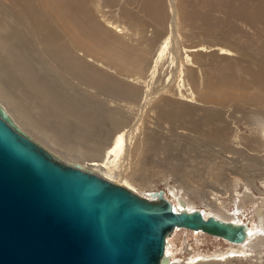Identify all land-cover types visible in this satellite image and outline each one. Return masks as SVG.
Wrapping results in <instances>:
<instances>
[{
	"label": "bare ground",
	"instance_id": "6f19581e",
	"mask_svg": "<svg viewBox=\"0 0 264 264\" xmlns=\"http://www.w3.org/2000/svg\"><path fill=\"white\" fill-rule=\"evenodd\" d=\"M127 1L133 2L132 0ZM127 1L126 3H128ZM169 1L168 6H166V22L164 20L165 10H163L159 0H136L134 2H137L139 12L129 10V6L126 5L117 14L119 20H122L121 25H118L120 22L115 21L111 24L114 20L111 19L112 16L109 18L108 14H100L98 16L99 22L107 21L108 23L111 19L112 22H109L107 27L102 23V26L98 23L95 18L96 14L94 16V11L92 12L94 7L91 10L89 0H0V96L9 106L10 112L16 118L21 119L27 128L38 133L46 144L64 148L68 153L75 151V154H79L80 159L83 158L87 162L84 166L91 170L83 168L79 164L71 163L72 165H78L81 169L90 171L109 181L101 173L102 171H105V173L117 171V162L120 160L123 148L129 139L127 133L125 134L124 129L118 130L119 132L110 140L109 147L101 148L92 130L97 123L107 118V114L99 111L97 109L99 105L83 96L81 91H74V88L72 91L69 87L70 83L68 84V81L63 77L64 74H73L71 79L74 82L88 88H94L97 93L102 91L104 82H107L110 88L109 91H106L107 93H111L113 90L121 98L136 99L139 94L138 89L128 87L129 90H125L123 84L120 88V84L113 80V77L110 78L108 74L103 73L104 70L102 72L97 66L91 65L89 62L95 61L97 55L98 58H107L104 55L109 50L110 53H114L117 63H125L128 66L127 68H120L117 66L118 63L115 66L116 69L114 68L115 71L121 73L126 70L129 72L134 70L136 72L137 67L134 64L139 68L141 67L142 50L132 49V46L129 47L123 43L120 44L116 33H122L125 30L123 23L141 34L149 27H153V38L146 40L145 45H153L157 40L158 44L150 59L146 77L152 81L153 78L158 76L160 70L162 72L163 67L167 65V74L163 78L162 86L156 89L155 91L158 92L155 93H159V91L172 92L169 90L170 85L182 74L179 70L180 66L183 67V63L188 58L179 43L181 40L180 30L198 29L205 39V43L217 42L211 46L220 45L221 48H228L232 51L235 49V53L240 58H245L244 60L248 61H243V65H240L242 62L239 63L238 60L232 61L227 58H222L217 62L212 54L205 56L201 53H195L192 60L197 61L198 67L201 68L202 78L199 80L197 77L192 76L190 80L192 88L190 98L193 97L195 101H199L204 105L212 104L216 106V109H209L208 106H203V108L193 106V104H190L189 99L176 98L173 100L161 97L152 106L157 115V120H165V122H170V125L179 124L182 127H187L188 131L195 133L194 137H197V140L219 144V146H223L222 149L226 152L238 153L243 151L246 157L248 156L247 161L251 166H254L256 162L260 165L261 161L264 160V118L260 116L250 117L253 121H248L249 133L245 136H238L236 130L225 119L222 110L227 105L232 104L233 106H242L240 109H242L243 115L249 113L259 115L257 113L264 111V60L251 58L245 53L246 50L244 52L237 44L229 42L226 35L217 33L216 26L212 23L209 14L188 7L182 9L180 2V5L175 7L173 1ZM255 2L257 7H264V0L263 2H258V0ZM102 6L110 7V0H102ZM104 9L103 12L107 11ZM235 9L230 11L228 7L222 6L219 10L224 15L234 17L238 21L237 24L241 25L244 30L253 26V23H257L250 10L240 7ZM182 22L185 25L183 28H179ZM257 26L258 28L259 26L264 27L260 20ZM109 28L116 34L115 38L111 34L112 31L108 30ZM145 34L148 33L145 32ZM217 35H221V37H216ZM141 37L143 36L141 35ZM126 47H128L127 52ZM117 51L120 57L116 54ZM169 53L170 57L172 56L171 59H169ZM93 57H95V60ZM55 65L61 71L56 69ZM197 87H201V91L193 92L196 91ZM118 88L122 91H117ZM177 91L181 90L178 89ZM155 93L151 92V94ZM149 95L147 91H143L141 94V101L145 102L144 106L150 102L148 100ZM141 106L140 108H143V105ZM0 107L2 106L0 105ZM3 110L7 113L4 108ZM193 111L198 113V121L189 120ZM7 115L9 114L7 113ZM9 117L11 118L10 115ZM120 124L121 122L117 119L112 120L111 123L113 127H119ZM71 127L72 132H69ZM132 135H134L132 136L134 139L135 133H132ZM231 137L235 142L240 139L239 144L242 151H235L233 147L228 148L226 146ZM33 141L35 142V140ZM125 152L127 153V151ZM130 153L133 159L135 152ZM130 153H127V155L122 154V157H124L118 169V176L121 174V178L124 174H122V170L126 169V161ZM100 156L101 159L98 161L87 160V158ZM157 193L150 195V201H157ZM169 193L175 201L171 203L175 213L193 212L188 209L186 200L180 192H175L173 189ZM163 197L169 201L164 192ZM200 213L204 219L213 217L225 223L245 226V239L240 243H231L223 239L230 243L231 249L227 255H214V258H220L221 260H219L222 261L223 259L226 260L227 257L231 259L241 256L243 253L251 255L253 246L249 238L253 236L254 230L248 229V225L238 224L235 220L228 221L222 217L207 215L204 211ZM179 229L187 230L175 228L166 237V240L174 231ZM191 232L203 233L201 231ZM209 236L222 239L213 235ZM210 258L213 257L198 258L192 256L186 264H213L215 261L212 262ZM208 260L210 261L208 262ZM168 261V264H171L169 258Z\"/></svg>",
	"mask_w": 264,
	"mask_h": 264
},
{
	"label": "rangeland",
	"instance_id": "374dc122",
	"mask_svg": "<svg viewBox=\"0 0 264 264\" xmlns=\"http://www.w3.org/2000/svg\"><path fill=\"white\" fill-rule=\"evenodd\" d=\"M126 1L127 0H110V7H101L102 0H89V3L91 5V10L94 7L92 12L94 11V16L96 14L95 18L97 21L99 20L98 16L100 14H108L107 16H109V18L112 16L111 19H114L112 20L113 22L111 19L108 23L107 21H103V23L98 21L101 26L103 24L108 27L109 22H112L111 24L120 22L118 25H121L122 20H119V15L117 14L126 5L129 6V10L139 12V6L136 4L137 2H134L136 0H132L134 3L127 1L129 5ZM168 1L169 0H159L163 6V10H165L164 20L167 16L166 6H168L170 2ZM172 1L175 7H178L181 3L182 9L188 7L209 14L212 23L216 26L217 33L226 35L229 42L237 44L244 52L246 50L245 53L251 56V58H255V60H264V27L259 26L258 28L257 26L259 20L262 22V25H264V7H257L256 0ZM259 1L263 2V0H258V2ZM222 6L228 7L230 11L236 10L235 8L239 7L250 10L252 17L256 19L257 23H253L254 27L250 26L244 30L241 25L237 24L238 21L234 19V17L224 15L220 12L219 9ZM103 8L107 11L103 12ZM184 25L185 23L182 22L179 28H183ZM123 26L125 30H123L122 33H116L117 35L114 34L110 28L108 30L112 31L111 34L113 37L115 35L118 36L120 44L123 43L129 47L132 46V49L142 50L143 59L142 65H140L141 67L139 68L134 64V66L137 67V70H135L136 72H134V70L131 72L126 70L121 73L115 71V66L119 62L117 63L114 53H110L109 50L106 52L108 54L106 55L105 53L104 55V57L107 56V58H98L99 56L97 55V58L93 57V59H96H94L96 62L90 61L89 64L97 66L102 72L104 70L103 73L108 74L110 78L113 77L112 79L120 84V88L121 84H123L125 90H129L128 87L138 89L137 91H139V94L136 99L128 100L127 98H121L118 94H115L113 90L111 93H107L106 91L110 89L107 82H104L105 84L102 91H98L97 93V90L95 91L94 88H88L74 82L73 79H71L73 74H64L63 76L64 79L68 81V84L70 83L69 87L72 91L73 88L74 91H81L83 96L88 97L99 105L98 108L95 106L99 111L107 114V118L97 123L92 130L93 134L96 135L93 136L96 137L100 147L108 148L110 140L119 132L118 130L124 129L129 139L123 148L124 153L122 152V154L127 155V153L135 152V157H133V159L130 153L126 161V169L122 170V174L124 173L122 178L121 174H119L120 177L118 176V169L124 157H122V154L120 160L117 162V171L114 170L112 173H105V171H102V173L100 172L101 175L103 177L106 176L109 181L129 189L134 194L147 200H151L150 195L152 193H157L161 190L165 193V197H168L170 203H173L175 201L169 192L174 189L175 192H180L185 198L189 210L204 211L207 215L222 217L228 221L235 220L238 224L248 225V229L251 231L254 230L253 236L249 238L253 246L251 255H245L247 253H243L241 256L231 259L227 257L226 260L223 259L224 261H220V258V260L214 258V255H227L231 249L230 243L203 233H195L183 229L174 231L166 240L168 247H165L164 253L165 256L168 255L167 257L171 264H186L188 259L192 256L198 258L211 256L213 258H210V260L212 262L215 261L213 264H264V160L261 161L260 165L256 162L254 166H251L247 161L248 156L246 157V154L241 150L242 147L239 144L240 139H237V142H235L231 137L226 146L228 148L233 147L235 151L241 150L242 152H226L222 149L223 146L221 147L219 144L197 140V137H194L195 133H192L190 130L188 131L187 127H182L179 124H172V126L170 122L157 120V115L152 109V106L156 104L161 97L173 100L176 98L189 99L190 104H193V106L199 108L208 106L209 109H216V106L212 104L204 105L199 101H195L193 97L190 98L192 92L190 80L192 76L197 77L199 80L202 78L201 68L198 67L197 61L192 60V56L195 53H201L205 56L212 54L217 62L222 58H227L232 61L238 60L239 63L242 62L240 65H243V61L248 60L240 58L238 54L235 53V49L232 51L228 48H221L220 45L211 46L217 42L205 43V39L199 33L198 29L191 31L180 30L181 40L179 43L181 44L180 46H182L181 48H183L182 50H185V54L188 56L185 63H183L184 66H180L179 70L182 74L170 85L169 90L172 92L159 91V93H155L158 92L155 90L162 86L161 84L163 83V78L167 74L168 66L166 65L163 67L162 72L160 70L158 76L153 78L152 81L148 80V77H146L150 59L158 44L157 40L153 45H145L146 40H151V38H153L154 28L149 27L146 29L145 32L148 33L146 35L145 32L142 34L139 32L137 33L134 28L131 29L130 26L124 23ZM232 28H234L235 31ZM237 29L240 30L238 31ZM243 33L245 36H243ZM141 35L143 37H141ZM216 37H221V35H217ZM125 50L127 52L128 47H126ZM116 54L119 55L118 51ZM171 58L172 56L170 57L169 53V59ZM117 66L120 68L128 67L125 63H119ZM56 69L60 70L57 67ZM178 89L181 91H177ZM200 89L201 87H197L195 89L196 91L193 92H198V90L201 91ZM117 91L122 90L118 88ZM143 91H147L150 94L148 96L150 102L146 106H144L145 102L143 103V101H141V94ZM151 92L155 94H151ZM0 105L7 111L22 131L28 134L35 142H38L42 146L44 145L43 147L47 151L58 157L61 161L70 164H79L83 168L90 169L84 166L87 162H85L83 158L80 159L78 156L79 154H75V151L68 153L64 148H59L57 146L53 147L48 143L46 144L38 133L27 128L21 119L18 117L16 118L14 114L10 112L9 106H7L1 96ZM141 105H143V108H140L142 107ZM240 107L242 106H233L230 104L224 107L222 111L225 114V119L231 124L232 128L236 130V135L245 136L249 133V122L253 121L250 117L260 116L264 118V111L257 113L259 115H252L251 113L243 115ZM190 118L189 120L193 122L198 121V113L193 111L192 115L190 114ZM115 119L121 122L119 127H113L111 125L112 120ZM69 132H72V127L69 129ZM132 133H135L134 139L132 138V136H134ZM59 144L61 143L59 142ZM124 150L127 151V153ZM61 151L67 154L65 155ZM89 159L98 161L101 159V156L87 158V160ZM210 260H208V262Z\"/></svg>",
	"mask_w": 264,
	"mask_h": 264
},
{
	"label": "water",
	"instance_id": "95a60500",
	"mask_svg": "<svg viewBox=\"0 0 264 264\" xmlns=\"http://www.w3.org/2000/svg\"><path fill=\"white\" fill-rule=\"evenodd\" d=\"M175 228L246 237L243 225L175 213L161 190L150 201L60 161L0 107V264H168Z\"/></svg>",
	"mask_w": 264,
	"mask_h": 264
}]
</instances>
